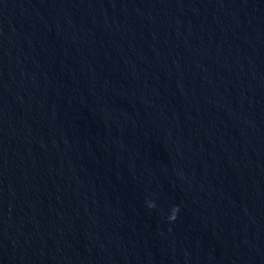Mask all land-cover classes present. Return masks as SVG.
Instances as JSON below:
<instances>
[{
	"label": "water",
	"instance_id": "95a60500",
	"mask_svg": "<svg viewBox=\"0 0 264 264\" xmlns=\"http://www.w3.org/2000/svg\"><path fill=\"white\" fill-rule=\"evenodd\" d=\"M0 264H264V0H0Z\"/></svg>",
	"mask_w": 264,
	"mask_h": 264
},
{
	"label": "clouds",
	"instance_id": "9594fccd",
	"mask_svg": "<svg viewBox=\"0 0 264 264\" xmlns=\"http://www.w3.org/2000/svg\"><path fill=\"white\" fill-rule=\"evenodd\" d=\"M147 206L149 208H154L155 207V203L150 201V202H148ZM178 211H179L178 207H173L172 208L171 215L169 216V220L170 221H174L176 219V214H177Z\"/></svg>",
	"mask_w": 264,
	"mask_h": 264
}]
</instances>
